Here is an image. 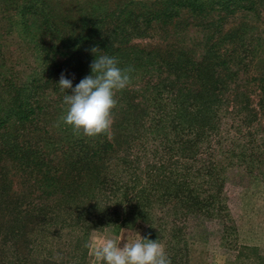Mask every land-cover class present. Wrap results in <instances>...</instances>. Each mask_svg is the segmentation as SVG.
I'll use <instances>...</instances> for the list:
<instances>
[{
    "label": "trees",
    "instance_id": "1",
    "mask_svg": "<svg viewBox=\"0 0 264 264\" xmlns=\"http://www.w3.org/2000/svg\"><path fill=\"white\" fill-rule=\"evenodd\" d=\"M231 16L253 21L224 28ZM255 19L264 0H0V264H30L24 234L46 227L85 239L140 221L172 264H189V231L207 221L228 242L226 173L264 175ZM154 31L172 42L132 41ZM12 33L32 57L21 67L28 55L7 51ZM100 55L133 67L132 83L116 94L110 137H76L54 126L72 92L58 82L63 73L75 87ZM234 251L233 264H264L256 248Z\"/></svg>",
    "mask_w": 264,
    "mask_h": 264
},
{
    "label": "rangeland",
    "instance_id": "2",
    "mask_svg": "<svg viewBox=\"0 0 264 264\" xmlns=\"http://www.w3.org/2000/svg\"><path fill=\"white\" fill-rule=\"evenodd\" d=\"M242 20L248 23L253 21L251 17L231 16L227 18L223 27H235ZM14 22H17L16 16H14ZM253 25L255 29L248 33V37L250 36L258 42L264 41V22L255 19ZM6 38L8 39L7 51L11 52L10 54L14 59L21 60L24 55H28V59H22L20 67L22 62H25L23 60L31 61L30 51L27 54L17 46L19 42L14 33L9 34ZM132 41L149 47L158 42L161 45L166 41L172 42V39L170 37L163 39L154 31L151 36L135 38ZM174 45H181V40L179 44ZM250 98L254 103L256 96L251 95ZM224 194L231 218L227 224H234L235 231L229 235L227 242L219 239L220 225L215 221H207L197 228H191L189 231L191 238L188 252L189 264H233L234 250L241 245L256 248L260 254L264 255V175L257 173L254 176L240 171L238 168L230 169L226 173ZM144 227L142 222L136 221L132 226L126 225L116 230L109 228L92 229L85 239L79 233L52 234V227H46L39 231H29L24 234L25 239H30L27 247L31 250V255L28 256L27 260L30 264H100L92 254V250L84 245L85 242L88 244L91 241L112 237L121 240L122 246L125 241H130L139 234L142 236ZM21 239L15 241L17 246L15 249L23 254L25 245ZM82 246H85V250ZM47 253H51L48 260L42 255ZM41 256L45 258V261L40 260ZM247 262H249L247 258L242 259V264Z\"/></svg>",
    "mask_w": 264,
    "mask_h": 264
},
{
    "label": "clouds",
    "instance_id": "3",
    "mask_svg": "<svg viewBox=\"0 0 264 264\" xmlns=\"http://www.w3.org/2000/svg\"><path fill=\"white\" fill-rule=\"evenodd\" d=\"M98 48L91 51L96 54ZM117 57L96 56L90 65L91 74L73 87L72 80L61 74L58 85L61 92L71 89L63 96L65 110L55 122V127L69 126L76 137L94 138L111 136L114 124V109L117 92L132 83L131 66L120 67ZM105 237L86 244L100 264H172L165 245L158 239L142 237L140 234L130 241Z\"/></svg>",
    "mask_w": 264,
    "mask_h": 264
}]
</instances>
